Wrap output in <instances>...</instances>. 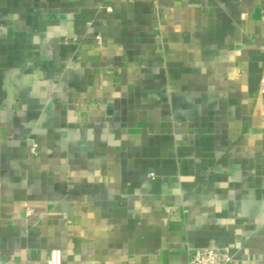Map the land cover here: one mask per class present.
<instances>
[{
    "label": "crops",
    "instance_id": "crops-1",
    "mask_svg": "<svg viewBox=\"0 0 264 264\" xmlns=\"http://www.w3.org/2000/svg\"><path fill=\"white\" fill-rule=\"evenodd\" d=\"M263 70L264 0H0V264H264Z\"/></svg>",
    "mask_w": 264,
    "mask_h": 264
},
{
    "label": "built area",
    "instance_id": "built-area-1",
    "mask_svg": "<svg viewBox=\"0 0 264 264\" xmlns=\"http://www.w3.org/2000/svg\"><path fill=\"white\" fill-rule=\"evenodd\" d=\"M260 93L264 94V70L260 79ZM37 146L33 148L34 154L36 153ZM150 178H155L154 173L149 174ZM33 210L28 211L31 216ZM46 264H63V254L60 249H52L46 260ZM188 264H239L236 259V251L230 247L224 248H206L195 249L189 254Z\"/></svg>",
    "mask_w": 264,
    "mask_h": 264
}]
</instances>
